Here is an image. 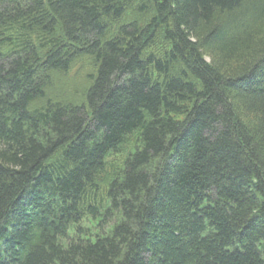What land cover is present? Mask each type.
I'll return each instance as SVG.
<instances>
[{"label": "trees", "instance_id": "trees-1", "mask_svg": "<svg viewBox=\"0 0 264 264\" xmlns=\"http://www.w3.org/2000/svg\"><path fill=\"white\" fill-rule=\"evenodd\" d=\"M0 264H264V0H0Z\"/></svg>", "mask_w": 264, "mask_h": 264}, {"label": "rangeland", "instance_id": "rangeland-1", "mask_svg": "<svg viewBox=\"0 0 264 264\" xmlns=\"http://www.w3.org/2000/svg\"><path fill=\"white\" fill-rule=\"evenodd\" d=\"M72 76H73V77L75 76V77H74V79H75V78L78 76V74H76V73L74 72ZM72 76H71V77H72ZM71 77H69V82H70V83H71V81H70V78H71ZM62 78H64V77H62ZM66 80H67V78H66L64 81H66ZM64 81H63V80H60L61 83L64 82ZM69 82H68V84H70Z\"/></svg>", "mask_w": 264, "mask_h": 264}]
</instances>
